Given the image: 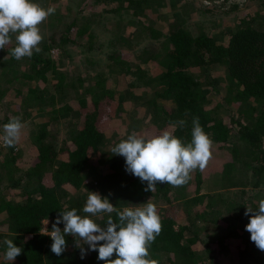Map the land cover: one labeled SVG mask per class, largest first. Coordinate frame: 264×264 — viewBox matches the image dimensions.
<instances>
[{"label": "trees", "instance_id": "1", "mask_svg": "<svg viewBox=\"0 0 264 264\" xmlns=\"http://www.w3.org/2000/svg\"><path fill=\"white\" fill-rule=\"evenodd\" d=\"M113 1L117 5L109 11H130L139 16L142 32L151 40L135 55L128 50H114L108 55L111 63L95 73L89 84L83 77L66 81L50 56L55 47L64 49L82 42L71 35L74 22L60 34L47 37L43 31L42 51L34 52L31 58L18 61L10 55L15 41L0 49V76L7 77L10 86L5 90L0 78V96L13 91V96L23 101V108L40 111L38 115L43 119L30 123L31 142L38 154L29 165L22 166L14 151L0 148V264H106L98 260V251H89L82 259L71 235L65 237L67 251L56 256L51 251L52 238L42 234L47 219V228L52 231V223L61 211L77 209L78 214H83L89 192L109 198L121 210L152 198L159 202L156 206L163 227L149 249V258L157 264H264V251L256 247L245 230L247 206L257 209L258 204L251 203V194L237 189L236 199L228 207V197L219 193L220 185H216L226 180L229 184L222 186H230L234 181L228 175L237 178L236 174L241 173L249 176L248 185L251 178L250 192L264 193V24L258 25L249 17L239 18L226 41L209 32L193 34L180 20H164V29L144 23L147 18L143 11L159 8L163 0ZM178 6L174 4L172 8L176 10ZM236 7L238 3L233 6ZM129 25V37L123 38L120 33L117 41H128L137 32V20L131 19ZM90 28L87 22L78 30V37ZM93 36H89L88 49L93 47ZM134 56L135 62L131 63ZM138 56L152 68L153 78L147 75L143 63L136 62ZM219 69L226 73L223 87L209 77H216ZM49 71L57 80L54 89L59 97L50 92ZM153 81L158 89L155 97L148 100L149 123L138 134L132 126L138 114L122 123L126 120L124 113L134 112L125 98L133 97L137 85L146 88ZM17 82L27 87L15 86ZM76 82L85 84L83 92L74 99L65 98L63 88H76ZM233 101H240L239 113L244 116L228 110ZM47 115L49 118L44 119ZM196 117L213 140V155L203 171L191 173L186 185L173 187L157 182L154 192L145 191L147 182L128 173L125 158L111 152L133 132L155 136L170 131L188 143ZM11 118L7 114L4 122ZM74 119H78L75 127L71 123ZM181 119L186 121L183 128L176 124ZM53 121L72 124L67 126V137L58 139V134L52 133ZM128 123L126 131L123 127ZM230 142L233 148L227 153L224 150ZM235 183L238 186L243 182ZM106 220L105 216L97 222L104 224ZM59 227L63 231L64 224ZM6 239L23 249L13 262L4 258ZM115 258L114 253L111 259Z\"/></svg>", "mask_w": 264, "mask_h": 264}, {"label": "clouds", "instance_id": "2", "mask_svg": "<svg viewBox=\"0 0 264 264\" xmlns=\"http://www.w3.org/2000/svg\"><path fill=\"white\" fill-rule=\"evenodd\" d=\"M55 11V7L45 9L33 0H0V49H6L15 37L16 46L10 55L16 60L31 58L34 52L40 53L44 37L39 26ZM192 123V139L188 143L170 131L155 136L133 132L117 143L111 152L125 158L128 173L140 178L142 183L147 182L145 191L154 192L157 182H166L173 187L186 185L191 173L197 169L203 171L213 155V140L204 132L199 118H194ZM176 124L183 128L186 121L181 119ZM23 127L19 117L11 118L3 125L0 142L5 147H15L21 139ZM82 211L83 214H78L77 209L61 211L52 223V231L44 227L42 234L52 238L51 251L56 256L67 251L65 237L71 235L75 237V246L80 249L82 259L89 251H98V260L106 264H157L156 260L149 258V249L163 225L151 199L121 210L114 207L109 198L89 192ZM250 213L245 230L251 234L250 239L256 247L264 251V199L259 201L257 209L247 206L244 215ZM105 216L104 224L97 222ZM48 223L47 219L45 225ZM61 223L64 224L63 231L59 227ZM3 243L7 246L4 257L7 261L13 262L22 254L23 249L13 240L6 239ZM114 253L117 258L111 259Z\"/></svg>", "mask_w": 264, "mask_h": 264}, {"label": "rangeland", "instance_id": "3", "mask_svg": "<svg viewBox=\"0 0 264 264\" xmlns=\"http://www.w3.org/2000/svg\"><path fill=\"white\" fill-rule=\"evenodd\" d=\"M164 3L159 5L160 7L157 9H147L143 11L147 19L144 20V23H154L164 29V20L178 21L180 20L183 26H185L189 31L193 34L200 32H209L210 34H214L218 37H223L226 41L230 37V33L233 29L238 25L237 22L239 18L249 17L252 18L258 25L261 23L264 24V6L262 5V1L258 0H174V3H171L172 0H163ZM33 2L38 3L45 9L53 6L56 11L52 15V18L48 17L45 22H43L39 27L41 29V33L43 35V31H46L47 37L51 34H60L62 31L66 29V27L74 22L73 30L71 31V35L75 36L76 39H80L82 42L77 43L76 45H66L64 49L60 47H55L52 49L50 56L54 60L58 71L61 72L65 80L71 82L74 80H79L81 77L86 79L85 84H89L91 82L90 78L95 74L105 69L107 63H111L108 59V55L111 54L114 50L115 52H122L124 50L130 51V54L135 55L134 52H141V48L146 46L147 43L151 40L149 35H146L145 32H142L141 25L139 23V16L132 15L130 11L126 12H111L113 8L116 7L117 3L113 0H56L51 3V0H33ZM235 3L239 4V7L233 8ZM51 4V5H50ZM179 4L177 9L172 8V5ZM183 5V6H181ZM185 6V7H184ZM184 7V8H183ZM109 9L111 11H109ZM144 13L141 15L144 17ZM123 15V16H122ZM153 18V20H151ZM137 20V32L133 34L132 37L129 38L128 41L121 39L117 41L118 35L122 33V37H129V21ZM91 23V28L88 32H86L82 37H78V30L83 29L86 23ZM158 23V24H157ZM93 36V47L88 49L86 47L87 42L90 40L89 36ZM146 35V36H145ZM46 37V35H45ZM82 38V39H81ZM15 41V37H13V44ZM163 39H159V42H162ZM136 57H132L131 63L135 62ZM141 57H137L136 62L140 61L143 63V67L148 69L147 75L150 78H153L152 68L150 66L147 67V64L141 61ZM150 65V64H149ZM210 79H213L217 83L219 87L225 86L226 82V73L224 69H219L216 71V77L213 78L212 75L209 76ZM1 78V83L4 85L5 90H9V82L7 81V77ZM112 80V79H111ZM57 82L55 78H53V74L49 71V81L48 86L51 94L57 95L59 97V92L57 93L54 89V85ZM76 88L65 86L64 91L61 93L65 98L74 99L75 96L81 94L83 92L84 86L82 84L76 82ZM15 86L22 87L27 84H21L17 82L14 84ZM12 85V86H14ZM134 90L133 97H126L125 99L129 102L130 107L134 109V112H126L124 113V120L122 117L120 118L122 123H127L129 119H133L137 116L135 122L132 123L133 129L135 128L138 131V134L142 133L147 124L149 123V116L151 114V110L148 108L149 99L155 97V91L158 89L157 82L153 81L146 88L138 87ZM23 97V96H22ZM62 97V95H61ZM124 99V100H125ZM159 103H166L171 105L169 102H164L161 99H157ZM17 101V102H16ZM19 104L17 107L16 105ZM56 106L60 105V101L57 99ZM23 101L21 99L18 100L16 96H13V91L5 94V96H0V134L3 132V125L6 124L4 122L5 116L9 114L12 118L19 117L24 125L21 133V139L19 143L15 147H5L2 142H0V148H3L5 151H14L18 159L20 160L22 166L29 165L33 159L38 154L37 148L31 142V121H35L40 123L41 117L38 115L40 111H30L29 108H23ZM16 107V108H14ZM240 101H233L229 104V109L232 110L236 115L240 114ZM32 110V109H31ZM138 110V111H137ZM47 113V112H44ZM41 113V114H44ZM244 116L243 114H240ZM49 115H47L44 119H48ZM73 127L76 126L78 119L71 120ZM66 122L58 123L53 121L51 123L52 133L57 135L58 139H64L68 135V127ZM50 127V128H51ZM126 131H128L129 123L125 124L123 127ZM226 146L227 151H231L233 147ZM231 176L234 183L235 182H243L232 183L230 186H222L225 184H229V181L223 180L222 184L218 182L216 185H220L218 189L219 193H223L224 196L228 197L226 203L228 207H231V202L235 200L234 192L237 189H243L246 191L245 193H249L250 201L252 204H259L261 199H264L263 191L258 192H250L252 187V181L250 178V184L248 185V177L244 176L241 173H237L236 177ZM151 202L155 205L159 202L154 198L151 199ZM252 213L249 214L245 223L250 222V217ZM49 224L45 225L48 227ZM44 230V229H43ZM32 236V235H30ZM242 247L245 246L244 242H240Z\"/></svg>", "mask_w": 264, "mask_h": 264}, {"label": "built area", "instance_id": "4", "mask_svg": "<svg viewBox=\"0 0 264 264\" xmlns=\"http://www.w3.org/2000/svg\"><path fill=\"white\" fill-rule=\"evenodd\" d=\"M46 228H47V226H46ZM47 230H48V228H47ZM49 232H50V230H48ZM42 232H44V230H42Z\"/></svg>", "mask_w": 264, "mask_h": 264}]
</instances>
